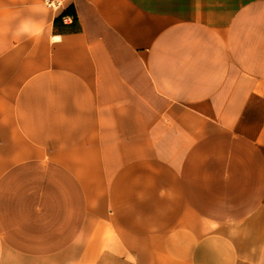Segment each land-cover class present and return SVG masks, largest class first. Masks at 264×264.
Returning <instances> with one entry per match:
<instances>
[{"label":"crops","instance_id":"0c3cea01","mask_svg":"<svg viewBox=\"0 0 264 264\" xmlns=\"http://www.w3.org/2000/svg\"><path fill=\"white\" fill-rule=\"evenodd\" d=\"M0 264H264V0H0Z\"/></svg>","mask_w":264,"mask_h":264},{"label":"built area","instance_id":"2783aa9c","mask_svg":"<svg viewBox=\"0 0 264 264\" xmlns=\"http://www.w3.org/2000/svg\"><path fill=\"white\" fill-rule=\"evenodd\" d=\"M45 1L50 8H58L61 6V0H45Z\"/></svg>","mask_w":264,"mask_h":264}]
</instances>
